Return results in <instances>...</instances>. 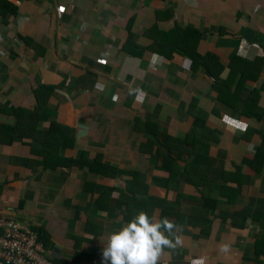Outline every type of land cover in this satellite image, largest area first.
<instances>
[{
    "label": "crops",
    "instance_id": "crops-1",
    "mask_svg": "<svg viewBox=\"0 0 264 264\" xmlns=\"http://www.w3.org/2000/svg\"><path fill=\"white\" fill-rule=\"evenodd\" d=\"M156 26L202 33L199 52L220 59L222 81L240 69L234 83L218 93L207 68L150 50ZM39 83L53 93L35 130H75V146L52 157L69 166L46 169L31 138L6 140L16 119L3 105L34 110ZM194 100L217 136L172 178L156 146L143 150L144 124L158 126L160 144L185 141ZM263 130L264 0H0V214L44 233L53 261L106 264L100 237L144 211L178 225L182 243L160 264H264Z\"/></svg>",
    "mask_w": 264,
    "mask_h": 264
},
{
    "label": "trees",
    "instance_id": "trees-1",
    "mask_svg": "<svg viewBox=\"0 0 264 264\" xmlns=\"http://www.w3.org/2000/svg\"><path fill=\"white\" fill-rule=\"evenodd\" d=\"M127 32L129 34V37L126 40L124 49L125 51L131 52L132 54L136 53V51L134 50L137 49V46L134 42L136 35L132 31L131 24L127 26ZM145 36L154 41L153 45L150 48V50H152L153 52L164 55L169 59H174L175 54L189 57L192 60L191 70L194 72H197L203 68H207L211 77L214 79V89L218 93L222 90L223 86L224 88L229 89L232 83H234V77L237 78L238 71L240 69H232L230 70L229 77L225 79V81H222L221 75L224 71V66H222L220 59L215 54L208 52L207 54L202 55L199 52L198 46L201 42V39L203 38V34L195 29L183 30L182 28L177 26L171 31H163L160 30L158 26H156L152 30L147 31L145 33ZM237 88L241 90V83L238 84ZM52 93L53 90L51 88L39 83L38 87L34 90L35 99L37 101L34 110L28 111L24 107L8 106L7 103L2 107L3 112L9 113L16 119V124L8 127L9 130L5 132L8 137L6 140L12 139L8 143V145H11L14 139L20 135L31 138L32 142L30 143V146L32 148V152L35 154L40 153L42 155L46 162L45 165L48 167L46 169H55L58 167V165L69 166V164L66 163H58L57 160L53 158L61 155V149L63 147H65L66 149L73 148L76 143L75 130L71 127L64 126L54 121L51 122L46 132L35 130V126H37L41 114L47 107V103ZM189 113L195 118V121L193 124V128L188 133L185 141L174 139L173 137H171L166 144H160L157 136L159 130L158 126L152 123L144 124L143 133H146L148 135L147 138L149 139V141L146 145L144 144L143 150L146 149V146H150L148 153L150 155H153L156 146L157 152L154 154L164 159L160 167L162 170L169 171L172 178V175L176 171H184L187 174H190L192 166L188 163H186L185 166H182L179 160H182L186 155L190 156L199 151L200 149H197V143H205L206 140H208V137L217 136L208 128L206 122V114L198 108L197 100H194L189 106ZM254 116L255 118L259 119L257 115ZM254 116L251 115V119L254 118ZM31 124H33L32 127ZM21 126L31 127V129H33L34 131L33 134L30 135L29 132L21 130ZM259 134L264 138V130ZM1 137V141L5 142V145H7L4 136L2 135ZM40 138L43 140L42 142L37 141V139ZM189 146L191 148H188ZM175 147L181 148L180 152H177L175 150ZM38 149L41 151H38ZM258 152L262 154L263 150L259 149ZM84 156L85 154L82 153L81 158H85ZM85 161L87 162V159H85ZM72 163L76 162L73 161ZM254 163H256V160L252 162V165ZM100 165V169H115L110 164L101 163ZM88 166L90 170L94 169V166L92 167L91 164H88ZM188 181L191 180L189 179ZM40 236L41 239L45 241V244L47 246V239L44 233L40 232Z\"/></svg>",
    "mask_w": 264,
    "mask_h": 264
},
{
    "label": "clouds",
    "instance_id": "clouds-1",
    "mask_svg": "<svg viewBox=\"0 0 264 264\" xmlns=\"http://www.w3.org/2000/svg\"><path fill=\"white\" fill-rule=\"evenodd\" d=\"M177 227L167 218L156 219L138 211L121 227L100 237L102 260L106 264H160L165 248L182 243ZM227 248L221 245V251Z\"/></svg>",
    "mask_w": 264,
    "mask_h": 264
},
{
    "label": "built area",
    "instance_id": "built-area-1",
    "mask_svg": "<svg viewBox=\"0 0 264 264\" xmlns=\"http://www.w3.org/2000/svg\"><path fill=\"white\" fill-rule=\"evenodd\" d=\"M0 264H75L49 257L40 231L0 214Z\"/></svg>",
    "mask_w": 264,
    "mask_h": 264
}]
</instances>
